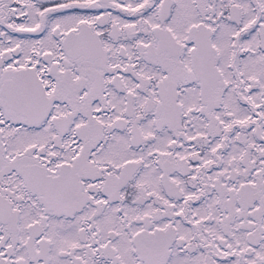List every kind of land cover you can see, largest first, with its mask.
I'll use <instances>...</instances> for the list:
<instances>
[{
  "label": "flooded vegetation",
  "instance_id": "obj_1",
  "mask_svg": "<svg viewBox=\"0 0 264 264\" xmlns=\"http://www.w3.org/2000/svg\"><path fill=\"white\" fill-rule=\"evenodd\" d=\"M0 264H264V0H0Z\"/></svg>",
  "mask_w": 264,
  "mask_h": 264
}]
</instances>
